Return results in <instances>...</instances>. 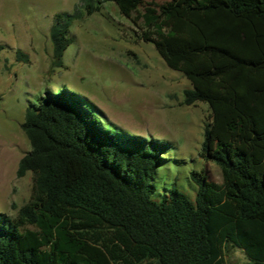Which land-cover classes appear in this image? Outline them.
<instances>
[{
    "label": "trees",
    "instance_id": "16d2710c",
    "mask_svg": "<svg viewBox=\"0 0 264 264\" xmlns=\"http://www.w3.org/2000/svg\"><path fill=\"white\" fill-rule=\"evenodd\" d=\"M112 1L190 81L182 104L209 106L201 156L222 182L192 172L194 201L177 188L156 200L169 145L108 127L67 89L47 91L26 109L31 151L17 175L33 174L32 194L15 217L0 212V264H226L230 248L264 264V0ZM82 4L54 16L53 66L73 23L100 10Z\"/></svg>",
    "mask_w": 264,
    "mask_h": 264
},
{
    "label": "rangeland",
    "instance_id": "374dc122",
    "mask_svg": "<svg viewBox=\"0 0 264 264\" xmlns=\"http://www.w3.org/2000/svg\"><path fill=\"white\" fill-rule=\"evenodd\" d=\"M82 2L0 0V212L15 217L31 198L33 174L17 175L20 160L31 151L22 129L26 109L47 91L65 89L82 96L108 127L168 144L154 175V198L162 200L177 188L194 201L192 172L222 182L221 169L201 156L209 106L182 104L190 81L139 37L112 0H94L100 10L73 23L63 66H53L54 16L77 6L85 10ZM18 50L28 55V63L17 59ZM224 258L226 264L247 262L239 248H230Z\"/></svg>",
    "mask_w": 264,
    "mask_h": 264
}]
</instances>
